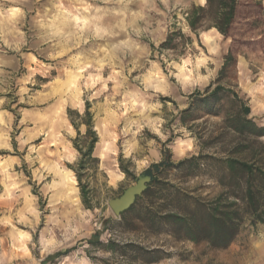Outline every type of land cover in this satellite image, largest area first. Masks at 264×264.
Segmentation results:
<instances>
[{
    "label": "rangeland",
    "instance_id": "1",
    "mask_svg": "<svg viewBox=\"0 0 264 264\" xmlns=\"http://www.w3.org/2000/svg\"><path fill=\"white\" fill-rule=\"evenodd\" d=\"M138 1L0 0V264H264V224L246 223L225 249L155 229V217L192 203L176 199V189L202 203L220 194L204 167L194 177L185 169L158 174L159 183L122 217L107 206L164 153L175 164L238 145L247 153L235 158L264 163V137L245 139L228 128L239 103L223 94L199 102L221 86L264 127V52L239 48L220 74L231 41L215 30L196 38L184 19L205 0H155L152 9ZM174 28L192 45L179 40L176 49L160 51ZM184 61L187 81L172 66ZM150 73L160 91L144 83ZM96 75L95 86L85 87ZM86 104L97 162L81 169L72 142L80 137L84 147L86 127L78 125V136L70 122H81ZM57 253L66 256L50 259Z\"/></svg>",
    "mask_w": 264,
    "mask_h": 264
},
{
    "label": "trees",
    "instance_id": "2",
    "mask_svg": "<svg viewBox=\"0 0 264 264\" xmlns=\"http://www.w3.org/2000/svg\"><path fill=\"white\" fill-rule=\"evenodd\" d=\"M184 16L186 27L196 38L201 31L215 30L224 39L231 41L230 49L223 58L220 74L230 65L235 64V56L239 48L264 52V2L262 0H205L204 5L191 7ZM179 40H183L185 46H191L193 43L190 37H184L179 30L174 28L169 31L161 43L160 51L176 49V43ZM220 94L230 96L234 102L240 105L238 111L228 118L229 130L236 135L245 137V139L264 137V127L255 125L248 118L250 109L239 100L235 92L221 86H216L212 90L208 88L205 95L199 98V102H213L218 100ZM193 97H201V94L195 92ZM71 113L73 112H69V115ZM80 119L79 124H75L72 120L70 123L77 131L78 136V125L86 127L83 139L87 142L84 147L78 145L80 137L72 142L80 156L78 166L83 169L85 164L97 162V159L93 158V151L98 139L92 127L88 104H86ZM261 149L264 150V145L261 146ZM245 153L247 150H242L241 146L237 145L230 147L227 152H223V156L206 154L205 156L191 157L175 164L170 162L169 156L164 153L160 162L152 164L145 171L144 174L151 177V182L147 185L142 196L151 191L150 187L154 182L155 184L159 183L156 178L158 174L170 169L175 171L185 169L189 172L190 177H194V171L204 167L210 178L215 179L214 181L223 190L212 202L202 203L186 191L176 189L174 193L176 199L192 200V203L181 206L182 210L168 212L159 218L155 217V229L163 226L168 234L182 237L192 243L205 242L213 248L225 249L237 237L246 223L251 226L258 223L264 224V163L252 164L234 157V155ZM250 154L255 158L258 157L254 152ZM73 172L78 181L81 202L86 209H91L86 187L81 184L78 172L76 170ZM124 173L130 175L125 170ZM216 174L219 176H214ZM232 183H234V190L231 191ZM88 243L92 244L91 241ZM111 245L113 244L111 243ZM141 252L143 255L152 253L146 250H141ZM155 253L158 251L155 250ZM60 256H66V254L57 253L50 259Z\"/></svg>",
    "mask_w": 264,
    "mask_h": 264
},
{
    "label": "water",
    "instance_id": "3",
    "mask_svg": "<svg viewBox=\"0 0 264 264\" xmlns=\"http://www.w3.org/2000/svg\"><path fill=\"white\" fill-rule=\"evenodd\" d=\"M151 182V177L142 174L137 177L135 184L126 188L122 194L109 200L107 206L115 217H119L122 213L128 211L146 190L147 185Z\"/></svg>",
    "mask_w": 264,
    "mask_h": 264
},
{
    "label": "clouds",
    "instance_id": "4",
    "mask_svg": "<svg viewBox=\"0 0 264 264\" xmlns=\"http://www.w3.org/2000/svg\"><path fill=\"white\" fill-rule=\"evenodd\" d=\"M88 22L86 20L82 21V20H79L77 19V25H81V24H87ZM99 32V29L97 30ZM188 63L189 61H184L183 64H173L172 66L175 67L177 69V72L175 73L177 78L178 79H182L184 81H187L188 80V75H185V73H190V69L188 68ZM155 67V65H154ZM197 67H199V64H197ZM80 71H83L84 69H79ZM158 75V73H157ZM76 79H79V77H76ZM109 79H112V77H109ZM160 81L163 80V77L160 76L159 77ZM100 80V76L99 75H96L95 77L93 76H89L88 77V81L89 83H87L85 85V87H94L95 84ZM144 83L148 86V87H153V88H156L157 91H160L161 89L158 87V85L156 83L153 82V79H152V74L150 73L148 77L145 78L144 80ZM72 86L75 87V80H73L72 82ZM132 104L135 105L136 101L135 99H133L132 101ZM31 211V209H30ZM22 221H23V217L21 218ZM20 239L21 240H26V239H29V237L27 236V234L25 233H21L20 234Z\"/></svg>",
    "mask_w": 264,
    "mask_h": 264
},
{
    "label": "crops",
    "instance_id": "5",
    "mask_svg": "<svg viewBox=\"0 0 264 264\" xmlns=\"http://www.w3.org/2000/svg\"><path fill=\"white\" fill-rule=\"evenodd\" d=\"M181 1H182V0H181ZM184 1L187 2L188 0H184ZM138 2H139V1H138ZM138 2H137V3H138ZM139 3H141V4H145V5H149L151 9L154 8V6H155V0H140ZM198 3H199V2H198ZM199 5L202 6V4H199Z\"/></svg>",
    "mask_w": 264,
    "mask_h": 264
},
{
    "label": "bare ground",
    "instance_id": "6",
    "mask_svg": "<svg viewBox=\"0 0 264 264\" xmlns=\"http://www.w3.org/2000/svg\"><path fill=\"white\" fill-rule=\"evenodd\" d=\"M204 1V0H203ZM40 123V122H39ZM47 124H49V123H47ZM51 128V127H50ZM183 146V145H182ZM102 156V155H101ZM62 179V178H61Z\"/></svg>",
    "mask_w": 264,
    "mask_h": 264
}]
</instances>
